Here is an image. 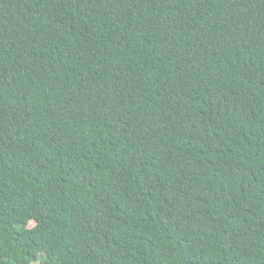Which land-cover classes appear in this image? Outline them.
Returning <instances> with one entry per match:
<instances>
[{
	"label": "trees",
	"instance_id": "16d2710c",
	"mask_svg": "<svg viewBox=\"0 0 264 264\" xmlns=\"http://www.w3.org/2000/svg\"><path fill=\"white\" fill-rule=\"evenodd\" d=\"M37 261L264 264V0H0V264Z\"/></svg>",
	"mask_w": 264,
	"mask_h": 264
},
{
	"label": "rangeland",
	"instance_id": "374dc122",
	"mask_svg": "<svg viewBox=\"0 0 264 264\" xmlns=\"http://www.w3.org/2000/svg\"><path fill=\"white\" fill-rule=\"evenodd\" d=\"M28 223L31 224L30 220H28ZM35 264H41L39 261L34 262Z\"/></svg>",
	"mask_w": 264,
	"mask_h": 264
}]
</instances>
